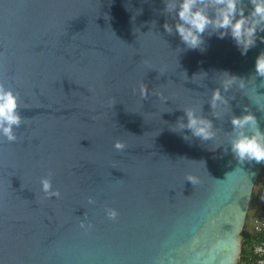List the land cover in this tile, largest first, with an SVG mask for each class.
Masks as SVG:
<instances>
[{
  "label": "water",
  "instance_id": "obj_1",
  "mask_svg": "<svg viewBox=\"0 0 264 264\" xmlns=\"http://www.w3.org/2000/svg\"><path fill=\"white\" fill-rule=\"evenodd\" d=\"M162 9L161 0H0V83L19 93L27 120L17 141L0 135V264H237L251 202L240 193L264 163L225 152L227 133L244 105L264 131L262 78L255 93L221 89L229 110L219 117L208 101L225 72L250 79L264 43L241 55L230 36L205 33L202 50L186 49L164 32ZM187 107L212 120L215 142L176 126ZM49 171L59 199L41 191Z\"/></svg>",
  "mask_w": 264,
  "mask_h": 264
},
{
  "label": "clouds",
  "instance_id": "obj_2",
  "mask_svg": "<svg viewBox=\"0 0 264 264\" xmlns=\"http://www.w3.org/2000/svg\"><path fill=\"white\" fill-rule=\"evenodd\" d=\"M161 3L163 4L162 15L166 17L163 23L164 32L169 36L178 34L180 42L186 49L202 50V45L205 43V33H208L209 36L217 34L221 39L230 36L240 50L241 55H246L251 48L257 45L258 40L264 43V35H259V33H264V0H161ZM169 20L172 22L170 23ZM155 26L156 21H152V27L155 28ZM179 49L177 47L176 50ZM224 74L225 76L220 79V85L212 90L211 98L208 101L212 114L216 117L220 115L217 109L221 105L229 110V99L222 95L221 89L228 92L231 87L236 86L238 90L243 92L248 89V84H252L253 87L249 91L255 93L256 77L262 78L259 87H264V50L260 52L255 60V72L250 79L245 80L227 72ZM133 91L135 92V89ZM139 94L142 100L148 98L149 90L143 82L139 84ZM152 94L158 96L164 102L168 100L161 91H153ZM256 95L261 96L264 94ZM246 96L252 101L250 95ZM232 99H235V97L233 96ZM18 101L19 93L14 92L11 88H6L3 83H0V135L5 137L7 142L17 141L18 135L15 129L20 128L22 124L27 122L26 118H23L20 114ZM255 103L258 110L264 113V105H260L258 101ZM183 111L187 117V123L185 124L181 117L177 120L176 126L180 129L187 128L191 130L192 136L198 137L201 141L215 142L217 140V130L214 129L212 120L203 115H197L200 109L187 107ZM230 124L231 131L227 133L229 147L225 149V152L230 150L233 157L240 164L244 162L264 163V131L261 130L259 121L250 108L244 105L241 115H231ZM183 138L189 140L187 135H184ZM220 147L221 143L216 144V148ZM114 148L117 151H123L125 145L117 140ZM52 176L53 173L49 171L46 177L41 178V191L44 193L45 198L55 197L59 199L61 193L59 190L53 189ZM185 179L193 187L200 183L199 178L193 174L187 175ZM255 187L256 185H250L249 182V190L247 192L242 191L240 193L241 197L250 200ZM260 199L264 202V193L260 195ZM88 203H94L91 197L88 198ZM257 206L262 209L258 202L255 204V207ZM251 209L254 208L251 207ZM251 209L249 206L246 216ZM105 212L110 220L115 221L118 218L119 213L114 208H106ZM85 219H87L86 216ZM79 227L87 233L94 226L91 222L86 224L82 220ZM247 232L252 236V227L247 229ZM259 243V239L255 238L251 244L252 247H255L256 253L261 252V248L257 246ZM242 259L247 264H264V258L253 255L247 250L241 253L237 264H241Z\"/></svg>",
  "mask_w": 264,
  "mask_h": 264
},
{
  "label": "trees",
  "instance_id": "obj_3",
  "mask_svg": "<svg viewBox=\"0 0 264 264\" xmlns=\"http://www.w3.org/2000/svg\"><path fill=\"white\" fill-rule=\"evenodd\" d=\"M255 185H256V187H255V191H253V193H252L250 209H251V207L252 208L255 207L257 199L261 201L260 195L262 193H264V169L259 174L257 182ZM260 206L262 208L261 217H264V202L261 201ZM247 229H248V227L245 225V228L242 231V251H241V253H244L245 250H247V252L251 253L252 241H253V239L258 238V235L256 233H252V236H251V234L247 232ZM241 264H247V262H245L242 259Z\"/></svg>",
  "mask_w": 264,
  "mask_h": 264
},
{
  "label": "built area",
  "instance_id": "obj_4",
  "mask_svg": "<svg viewBox=\"0 0 264 264\" xmlns=\"http://www.w3.org/2000/svg\"><path fill=\"white\" fill-rule=\"evenodd\" d=\"M252 232L258 235L259 244L258 247L261 248L260 253H256L255 247H252L251 254L259 255L260 257L264 258V217L256 216L253 219L252 223Z\"/></svg>",
  "mask_w": 264,
  "mask_h": 264
},
{
  "label": "rangeland",
  "instance_id": "obj_5",
  "mask_svg": "<svg viewBox=\"0 0 264 264\" xmlns=\"http://www.w3.org/2000/svg\"><path fill=\"white\" fill-rule=\"evenodd\" d=\"M256 201L258 202L259 205L261 204L260 200L257 199ZM261 213H262V209H260L259 206L254 207V209H251V211L248 213V215L246 217V221H245V225L248 227V229L251 228L254 217L259 216ZM254 214H256V215H254Z\"/></svg>",
  "mask_w": 264,
  "mask_h": 264
}]
</instances>
